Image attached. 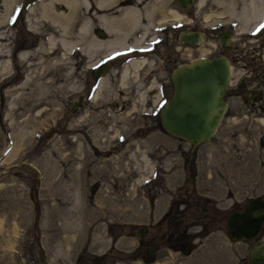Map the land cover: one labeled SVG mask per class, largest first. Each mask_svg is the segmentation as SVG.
I'll return each mask as SVG.
<instances>
[{
	"label": "rangeland",
	"instance_id": "374dc122",
	"mask_svg": "<svg viewBox=\"0 0 264 264\" xmlns=\"http://www.w3.org/2000/svg\"><path fill=\"white\" fill-rule=\"evenodd\" d=\"M188 9L184 21L203 39L183 47L182 62L199 56L186 47L217 54L215 33L228 20L205 21L221 11L211 0L199 13ZM175 43L168 34L167 55ZM38 61L28 67L38 70L28 87L49 80L51 87L37 91L32 112L16 104L6 109L12 99L6 91L22 81L27 65L14 60L0 74V264H76L82 257L96 264L91 256L104 252L98 264L246 263L248 249L264 239V222L256 236L234 241L225 216L251 196L264 198V113L229 102L212 137L191 148L162 127L153 113L158 97L137 91L145 86L140 79L119 94L110 78L96 100L71 109L70 99L90 80L86 61L74 53L71 68L61 62L45 72ZM182 199L188 200L173 212ZM201 215L209 217L204 225L195 221ZM140 223L149 227L142 238L135 233ZM180 231L189 244L175 249L170 242Z\"/></svg>",
	"mask_w": 264,
	"mask_h": 264
},
{
	"label": "flooded vegetation",
	"instance_id": "af4514ba",
	"mask_svg": "<svg viewBox=\"0 0 264 264\" xmlns=\"http://www.w3.org/2000/svg\"><path fill=\"white\" fill-rule=\"evenodd\" d=\"M49 1L51 0H15V3L12 4L13 7L11 8V11H9V14L7 13V18L4 23H1V29L6 31V40H2V42L6 43V45L9 44L11 48L10 51V48L8 47L10 51L9 55L13 59V62L15 60V62L18 63L17 56L21 51L37 48L39 43L44 40L45 34L49 31V25L45 23L46 19L39 16L44 11V5H42V3ZM87 1L89 3V11L88 8L85 9L86 12L82 10V15L87 14L92 16L94 13L97 15L100 13L107 14L109 12L107 15L110 14L109 16H115L119 15V12L123 7H129L130 9V6H136L139 9H143L148 3L150 5L155 2L154 7L156 10H154L153 7V15L155 14V17L153 16V21L150 23L148 22L145 13L140 14L138 25L132 29V32L130 22L125 23L126 25H124L123 28L127 29L129 27L127 29V41L125 46L120 47L118 44L99 46L96 48L97 50L92 52L93 56L91 60L88 57L86 58L79 48L80 51L78 53L80 58L82 57L84 61H88L87 63L85 62V65L87 66L85 73L90 80H86L81 94L74 99L73 97L70 99L69 107L71 103L77 104L76 106L78 107L85 104L87 100H93L94 93L103 77L107 80L112 78L113 81L120 86V91L118 93L121 94L125 91L122 88H128L129 84L126 83L120 85V71L125 64L137 59L144 61L137 69L139 71L130 72V78L128 79V81L130 80V92L133 89V83L131 81L140 79L141 84L145 86L141 89L137 88V91H143L147 98H150V95H156L158 97L157 100L153 102L156 106L159 103L158 106L154 108L153 113L159 114L163 102L173 91L171 73L176 66L182 63L181 51L183 47L197 45V43L191 45L184 43V41L180 39V35L185 28L189 30L197 29L191 26L190 21L186 22L180 20L178 22L174 19H170L166 22L159 19L158 13L160 11V6H157L156 3L159 4L158 2L163 0H109L111 3L107 2V4L100 7H97L95 0ZM59 4L63 5V8H66L63 2H59ZM193 4L194 0L190 6H193ZM0 5L1 10L4 9L2 1H0ZM190 6L188 8H190ZM35 7L37 9H35ZM59 7L61 8L60 5ZM169 7H172L181 13H185L187 17L191 13L188 8L183 9L177 0H170ZM95 14L93 15L95 20L89 28L88 34L94 35L102 41H108L111 33L101 22H99V19ZM261 25H264V15L252 29L246 31L244 34H241L244 31L241 32V30H237L238 25L232 20L228 21L227 25L220 28L215 33V47L218 49L217 54H224L227 57L230 66L229 83L224 96L226 108L229 106V102H236L237 104L243 103L247 105V109L257 107L259 112L264 113V27H261ZM144 31L145 34H143ZM222 33L225 36V47H222L219 41V35ZM168 34L173 35V41L176 42L173 47L171 46L174 51L172 50V53L169 55L164 51L167 47L166 43L168 40ZM141 35L142 39L136 41L135 38L141 37ZM90 61H93L91 65H89ZM169 63L172 65L170 66ZM19 64H22V62H19ZM98 67H101L100 73L98 74L99 76L98 78H94L93 73L99 70ZM169 67L171 68L170 70H168ZM167 74L169 76L168 79L166 77ZM168 86L171 88L169 93ZM124 97L125 96H123V98ZM123 105L125 106V104L122 103L121 107ZM147 113H149V111H147ZM192 191H194V188H192ZM187 200L188 199L176 200L172 207V211L177 212L178 204L180 202L185 203ZM178 215L179 214H176L174 216ZM212 218L214 219L215 216L213 215ZM208 220V216L201 215L198 217V220L195 221H199L204 225ZM184 234V232L180 231V234L176 235L170 242V246L175 249H184V247L189 244V240L185 239ZM150 247H153L154 249L155 244L153 243L149 245V253H151ZM92 257L93 256H91V259ZM80 259H84L85 263V257Z\"/></svg>",
	"mask_w": 264,
	"mask_h": 264
},
{
	"label": "bare ground",
	"instance_id": "6f19581e",
	"mask_svg": "<svg viewBox=\"0 0 264 264\" xmlns=\"http://www.w3.org/2000/svg\"><path fill=\"white\" fill-rule=\"evenodd\" d=\"M2 1L4 4L5 11L0 12V74L1 76L5 72H9V70L11 71L12 70L11 68L14 66L13 59L9 55L8 45L2 42V40H6L7 35L5 34L6 31L4 29H1L2 26L1 23H4L5 19L9 14V11H11V8L13 7L12 4L15 3V0H2ZM209 1L210 0H194L193 5L197 9V12L199 13L202 9L206 7ZM211 1L214 2L220 8L221 11L219 13H213L207 16L205 21L208 20L211 21L212 19L221 16L226 18L228 21L234 20L236 25H238L237 30H241L244 32L252 29L264 15V0H211ZM59 2H63L66 8H63L64 6L59 4ZM95 2L97 7L98 6L100 7L104 4H107L109 0H95ZM154 3L155 2H153L150 5L148 3V5H145L143 9H139L136 6H130V9L129 7H123L121 8L119 15H115V16H109L110 14L107 15L109 12L107 14L100 13L97 15L94 13L99 19V22H101L111 33L110 39L108 41H102L96 38L94 35L88 34L89 28L92 26L95 17L93 16L94 14H92L93 17L87 14L82 15L81 11L82 10L85 11V9L88 8L89 3L87 0H51L49 2H43L42 5H44V11L43 13L40 14L39 17L46 19L45 23L49 25L48 27L49 31H47L44 40H42V42L39 43L37 48H32V50L21 51L17 56V60L22 62L24 66L27 65V68L30 67L31 65L34 66L33 64H35V61L40 60L38 61V63H42L40 64V67L43 68L42 72L43 71L45 72L46 66H50L51 64L52 65L60 64L61 62L64 63L63 65L67 64L68 68H71L69 66H71L70 63L72 56L74 53H78L80 51L79 48L81 49V53L83 52L84 56H86V58L87 57L90 58L91 60L93 56L92 52L97 50L96 48H98L99 46L102 45L104 46L106 44L109 45L118 44L120 47L125 46L127 41L126 38L127 29L129 28V27L127 29L123 28L124 25H126L125 23L130 22L131 32H132V29L134 27H137L138 22L140 20L139 15L142 13L143 14L145 13V15H147L146 17L148 22L152 23L153 16L155 15V14L153 15V7L155 5ZM158 3L159 4L156 3V5L160 6L159 7L160 11L158 13L159 19H161L162 21L167 22L170 19L172 20L174 19L178 22L180 20L184 21V19L187 20V16L184 13H181L176 9L169 7L170 0H163V1H159ZM59 5L63 9H61ZM35 9L37 8L35 7ZM154 10H156L155 7ZM143 34H145V31L143 32ZM142 35L141 37H136L135 40L139 41L140 39H142ZM206 48L200 47L194 49L192 47H186L185 50L188 54H190L192 50H195L199 53V56H202L204 53L208 52V49ZM143 61L144 60L135 59L125 64L122 67L120 71L121 72L120 81L122 85L128 83V79L130 78L131 71L132 72L139 71L137 69L142 64ZM92 62L90 61L89 64H92ZM35 72H38V70L33 69L30 71L28 68V70H26V73L23 75L22 81L20 83H16V85L7 89L6 92L7 93L9 92L12 95V99L7 103L6 109L8 108L12 109L14 104H16L15 106L17 107H20L21 111L22 109H24V111L32 112L36 109L38 99L36 98L35 95L37 91L45 88V86H50L49 82L51 81L49 80V82H42V84H37V83L32 84V86L29 88L28 85L32 83ZM11 74L12 72L7 75L9 76ZM108 81L104 77L100 80L98 87L93 96L94 100H96L99 96H101L100 93L103 92V89L105 88V83L106 82L108 83ZM25 98H27L26 100L28 101L24 102L23 100H25ZM260 121L264 122V119H260ZM79 170H80L79 168L73 169L72 177L75 181L74 182L75 187H78L80 183L79 182L80 179L77 177Z\"/></svg>",
	"mask_w": 264,
	"mask_h": 264
},
{
	"label": "water",
	"instance_id": "95a60500",
	"mask_svg": "<svg viewBox=\"0 0 264 264\" xmlns=\"http://www.w3.org/2000/svg\"><path fill=\"white\" fill-rule=\"evenodd\" d=\"M177 2L183 9H187L193 0H177ZM180 39L190 45L199 43L203 36L199 30L185 28ZM219 41L221 46L225 47L223 33L219 35ZM98 69L93 73L94 78L99 76L101 67ZM229 76V62L222 53L198 56L176 66L171 73L172 94L164 101L159 112L162 127L171 135L189 142L191 148L207 142L224 115L226 108L224 96L228 88ZM76 105L71 103L70 108L75 109ZM25 164L38 173L34 164L31 162ZM225 219L228 237L231 240H248L256 236L264 222V198L249 197L241 208L231 210ZM147 231L148 226L140 224L135 233L139 237H144ZM150 251H153V247H150ZM105 256V253L94 254L92 261L98 264ZM78 264H84V259H80ZM245 264H264V239L251 245Z\"/></svg>",
	"mask_w": 264,
	"mask_h": 264
},
{
	"label": "snow or ice",
	"instance_id": "6c2138e0",
	"mask_svg": "<svg viewBox=\"0 0 264 264\" xmlns=\"http://www.w3.org/2000/svg\"><path fill=\"white\" fill-rule=\"evenodd\" d=\"M261 27H264V25H261Z\"/></svg>",
	"mask_w": 264,
	"mask_h": 264
}]
</instances>
